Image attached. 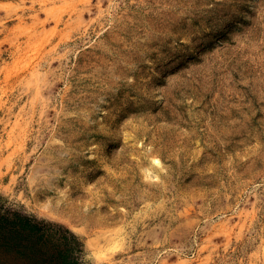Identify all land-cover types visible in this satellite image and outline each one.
I'll list each match as a JSON object with an SVG mask.
<instances>
[{"label":"rangeland","instance_id":"374dc122","mask_svg":"<svg viewBox=\"0 0 264 264\" xmlns=\"http://www.w3.org/2000/svg\"><path fill=\"white\" fill-rule=\"evenodd\" d=\"M0 203L80 264H264V0H0Z\"/></svg>","mask_w":264,"mask_h":264},{"label":"trees","instance_id":"16d2710c","mask_svg":"<svg viewBox=\"0 0 264 264\" xmlns=\"http://www.w3.org/2000/svg\"><path fill=\"white\" fill-rule=\"evenodd\" d=\"M0 246L34 264H80L81 242L65 227L0 203Z\"/></svg>","mask_w":264,"mask_h":264},{"label":"bare ground","instance_id":"6f19581e","mask_svg":"<svg viewBox=\"0 0 264 264\" xmlns=\"http://www.w3.org/2000/svg\"><path fill=\"white\" fill-rule=\"evenodd\" d=\"M158 162V160H156Z\"/></svg>","mask_w":264,"mask_h":264}]
</instances>
